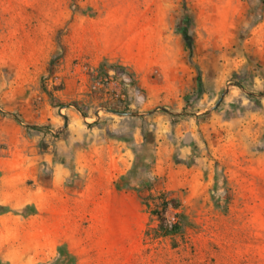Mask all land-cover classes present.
Here are the masks:
<instances>
[{
  "label": "rangeland",
  "instance_id": "rangeland-1",
  "mask_svg": "<svg viewBox=\"0 0 264 264\" xmlns=\"http://www.w3.org/2000/svg\"><path fill=\"white\" fill-rule=\"evenodd\" d=\"M106 2L176 34L188 24L187 70L167 65L140 86L114 68L75 80L64 38L102 25L105 0H0V159L14 155L18 169L71 158L86 147L65 150L76 126L79 136L126 142L133 163L115 186L135 191L150 214V264H264V0ZM105 75L120 79L124 100L92 89ZM29 264L89 263L62 245Z\"/></svg>",
  "mask_w": 264,
  "mask_h": 264
},
{
  "label": "crops",
  "instance_id": "crops-1",
  "mask_svg": "<svg viewBox=\"0 0 264 264\" xmlns=\"http://www.w3.org/2000/svg\"><path fill=\"white\" fill-rule=\"evenodd\" d=\"M140 13L126 18L120 5L105 0L102 25L65 36L66 67L75 80L98 76V69L108 74L118 69L140 86L167 65L177 74L187 70L180 32ZM111 95L105 90V99ZM75 130L65 150L79 142L86 147L71 158L45 155L41 165L21 163L18 169L14 155L0 159V261L29 264L34 254L45 262L65 245L71 256L84 255L89 264H150L152 245L143 242L150 214L135 191L115 186L132 166V149L126 142L83 137V128ZM79 241L85 243L80 252L75 249Z\"/></svg>",
  "mask_w": 264,
  "mask_h": 264
},
{
  "label": "built area",
  "instance_id": "built-area-1",
  "mask_svg": "<svg viewBox=\"0 0 264 264\" xmlns=\"http://www.w3.org/2000/svg\"><path fill=\"white\" fill-rule=\"evenodd\" d=\"M121 78L124 81H129V77L125 76V74H121ZM120 80V79H119ZM119 80H114L113 77L105 75V77H99V79L97 80V82L92 86V89H96L97 87H101L104 88L105 90H107V92L111 91L112 95L111 98H113L114 100H124L125 95L122 93V86L120 84ZM60 78L59 76H53L52 78L49 79V83H53L54 85L56 84H60ZM121 86V90L119 91H115L113 86L117 85V88ZM111 89V90H110ZM167 223H168V227L172 228V226H174L177 223V220L175 218V215H171L170 217H168L167 219Z\"/></svg>",
  "mask_w": 264,
  "mask_h": 264
},
{
  "label": "trees",
  "instance_id": "trees-1",
  "mask_svg": "<svg viewBox=\"0 0 264 264\" xmlns=\"http://www.w3.org/2000/svg\"><path fill=\"white\" fill-rule=\"evenodd\" d=\"M179 32L182 36L183 42L185 44V47L190 51L192 48V38L188 33V24H183V26L179 29ZM196 82L198 87L201 85L200 76H197ZM177 228H171L169 230V233H176Z\"/></svg>",
  "mask_w": 264,
  "mask_h": 264
},
{
  "label": "water",
  "instance_id": "water-1",
  "mask_svg": "<svg viewBox=\"0 0 264 264\" xmlns=\"http://www.w3.org/2000/svg\"><path fill=\"white\" fill-rule=\"evenodd\" d=\"M222 99H223V95H222L221 98L217 101V103H216L215 106L213 107V110L216 109V108L219 106V104L221 103Z\"/></svg>",
  "mask_w": 264,
  "mask_h": 264
}]
</instances>
